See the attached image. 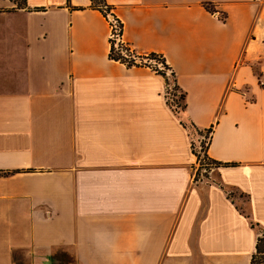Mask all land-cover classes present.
I'll return each mask as SVG.
<instances>
[{
	"label": "crops",
	"instance_id": "0c3cea01",
	"mask_svg": "<svg viewBox=\"0 0 264 264\" xmlns=\"http://www.w3.org/2000/svg\"><path fill=\"white\" fill-rule=\"evenodd\" d=\"M104 6L131 54L164 60L184 109L157 68L109 59L92 0H0V264H249L264 231V0ZM201 132L220 165L195 181Z\"/></svg>",
	"mask_w": 264,
	"mask_h": 264
},
{
	"label": "built area",
	"instance_id": "2783aa9c",
	"mask_svg": "<svg viewBox=\"0 0 264 264\" xmlns=\"http://www.w3.org/2000/svg\"><path fill=\"white\" fill-rule=\"evenodd\" d=\"M101 8H102L101 10H103V12H105V16H106L108 23H109V44L112 45L113 48H115L117 50L118 46L123 45V42L121 40V25L111 14H109L106 6L103 5V6H101ZM121 55L127 61H130L132 59L133 64H139L140 65V64L148 61L147 58H145V60H140L141 58H139L138 56H134L131 53L129 56H127L121 52ZM177 93H179V92H178V90L174 89V83L172 86L167 84L165 87V98H166L167 103H168V101H172L173 99H179L178 96L176 95ZM170 107L174 111L179 110V108L176 105H171ZM207 145H208V142L206 143L205 147ZM192 146H193V144H192ZM195 158H196L195 166H197V168H201V167L203 168V166H207L206 163L209 162V159L206 157V154H205V148L200 147L199 151L196 152V154H195ZM208 166H210V170L214 168L213 166L211 167V165H208Z\"/></svg>",
	"mask_w": 264,
	"mask_h": 264
},
{
	"label": "trees",
	"instance_id": "16d2710c",
	"mask_svg": "<svg viewBox=\"0 0 264 264\" xmlns=\"http://www.w3.org/2000/svg\"><path fill=\"white\" fill-rule=\"evenodd\" d=\"M103 5H104V0H92V7H95L97 9L101 10L102 9L101 6H103ZM101 11L103 12V10H101ZM103 13L105 15V12H103ZM121 49H122L121 46H118V49L116 50L115 48H113L112 45H110L109 53H108L109 59H111L113 61H118V62H121V63H125L128 67H130L131 65H134L132 59L130 61H127L121 55V51H122ZM149 57H151L150 59H152V58H158V59L161 58L160 56H157V55H154V54L149 55ZM139 58H141L140 60H144L145 59L143 57H139ZM163 64H165L164 60H163ZM155 71L157 73L162 74L165 77V74L163 72H161V71H159L157 69H155ZM165 82H166V85H167L168 84V79H166V77H165ZM173 83H174V80H173ZM174 89L177 90V87H176L175 84H174ZM180 98L182 100L184 99L183 94L180 95ZM181 109L182 110L184 109V105L182 106ZM191 148H192V153L195 155V151L193 150V146ZM206 148H207V146L205 147V154H206ZM206 165L207 166H203V167H207V168L209 167L210 168V166H208V165H211L213 167H218L220 164L209 159V162L206 163ZM206 177H207V175H205V179H206ZM196 180H197V178H195V181ZM253 227H255V226L253 225ZM258 230L259 231H258V234H257L254 250H253V252L251 254L249 264H264V231L260 230L259 228H258Z\"/></svg>",
	"mask_w": 264,
	"mask_h": 264
},
{
	"label": "rangeland",
	"instance_id": "374dc122",
	"mask_svg": "<svg viewBox=\"0 0 264 264\" xmlns=\"http://www.w3.org/2000/svg\"><path fill=\"white\" fill-rule=\"evenodd\" d=\"M121 47H122V49H121L122 51L121 52L123 54L129 56L130 55L129 50L126 47H124L123 45ZM150 58L151 57H149V55H148L147 56V60L148 61H146V63L147 64H150L151 66H153L155 68H157V70L163 72L165 74V76L167 77V79H168V84L170 86H172L173 85V77L170 75V72H169L168 68L165 66V64H163V60L161 58H159V59L158 58H152V59H150ZM176 95L178 96L179 99H173L172 101H168V104H169V106L176 105L179 108V110H181V108L183 106V100L179 97L181 95V93L179 92ZM187 127L189 128V131L195 133V131H193V129L191 128V126L188 123H187ZM201 134H202V136L200 138H198V141L196 139L197 134H194L193 135V150L195 151V154H196V152L199 151V148L200 147L201 148H205V145L208 142V138H209L208 135L209 134L206 133V132H201ZM194 171H195L194 177L197 178V180H199V179H202V180L205 179L204 178L205 175H208L209 172H211V170H210L209 167L208 168L207 167L197 168V166H195V170ZM67 259L68 260H67V262L65 264H74L73 261L71 260V258H67Z\"/></svg>",
	"mask_w": 264,
	"mask_h": 264
}]
</instances>
